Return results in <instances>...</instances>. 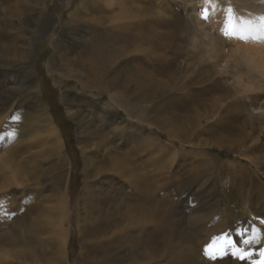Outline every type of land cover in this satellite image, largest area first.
Wrapping results in <instances>:
<instances>
[{
    "label": "rangeland",
    "instance_id": "obj_1",
    "mask_svg": "<svg viewBox=\"0 0 264 264\" xmlns=\"http://www.w3.org/2000/svg\"><path fill=\"white\" fill-rule=\"evenodd\" d=\"M40 1L48 9L37 24H46L52 20L56 21V27L61 25L59 20L62 23L67 21V16L81 0ZM127 1L123 5L118 4L114 13L120 12L123 15L125 11H136L144 4V8L147 6L143 0ZM146 1L156 5L158 12L164 10L167 18L178 16L176 19L181 28L176 35L185 40L183 53L188 60L185 63L179 59L178 69L175 64L170 75L163 74L165 72L155 74L151 70L155 69V65L149 68L139 61H136L138 64L135 61V64L129 63L128 69L130 72L135 70L132 73L141 77L140 82L152 81L155 88H151L152 92L149 94V89L146 92L148 86L144 89L132 76L125 77V85H111L110 92L125 103L123 106L128 111L111 103L108 96L100 93L102 90H97V93L96 90L91 91L92 93L82 91L81 85L75 82L85 81L82 74L69 83L63 81L64 74L73 67L74 59L94 49L92 38L107 35L110 29L93 30L86 23L79 24L78 31L71 32L61 31L62 27H57L56 34L61 33L69 46L66 51L62 49L61 55L56 57L57 68L53 69L50 67L53 51L46 45L48 37L39 38L32 43V54L27 56L31 59L25 57L28 61L23 69V73L30 75L33 71L34 85L39 87V91L32 92L31 95L27 92L29 84L23 82L20 75L23 65L0 64V264H86L85 239L89 237L90 228L97 217L103 216L106 219L104 211L117 221L111 232L107 230L105 239H112L116 235L118 240L125 237L123 239L126 242L130 241L128 243L134 245V254L132 251L124 252L119 249L120 258L134 255L138 264H152L146 235L152 229H142L136 221L138 215L145 213L140 212L139 207L140 204L143 206V194L146 191L142 190L137 195L135 192L144 188L146 183L150 188L147 194H151L153 209L161 207L166 210L172 241L165 255L166 261L169 260L168 264L170 261L174 264H208L209 261L213 264H264V255H261L264 252V79L258 81L259 74L245 65L242 66L243 71L235 73L237 66L233 61L232 64L229 62L231 68H226L228 54L235 51L236 47L229 41L231 37L224 35L226 25L231 22L238 29L236 36H241L242 19L250 16L249 11L259 10L250 7V0ZM2 2L0 0V4ZM29 2L26 0L23 3L27 5ZM83 10L84 8L81 9L80 16L85 18ZM205 14L207 19L204 18ZM102 16L104 19L101 22L105 25L110 16ZM2 26H7V21ZM25 31L29 32L27 26ZM221 39L224 45L218 46L217 51L213 50L212 42ZM19 44L26 49L25 41H20ZM213 51L217 55L214 58L210 54ZM61 56L73 63H65L61 69ZM2 61L0 58V62ZM216 61L217 65L213 66L212 62ZM247 70L248 74H258L254 81H250V85H255L258 81L257 90L262 95L260 99H249L243 109H234L236 114L244 116L246 120L249 118L246 132H236L228 126L232 124L229 119L223 116L221 118L220 112L228 103L235 102L228 98L226 91L231 95L237 91L238 97L257 94L248 91L247 84H241L237 80L238 76L244 77ZM168 71L167 68L166 72ZM206 86L210 87L204 93L200 92ZM36 94L44 103L46 114L51 117L59 135L63 156L67 158L64 160L66 166L61 167V159L50 149L49 132L40 129L35 122L39 116L28 98H35ZM223 97L227 99L223 100ZM200 100L204 103L201 109H207L206 111H198L201 107L198 103ZM164 103L170 106L168 114L171 116L165 115L163 119L157 120L154 112ZM197 104L200 106L196 110L194 106ZM91 105L99 106L97 111L100 108L106 110L111 115L110 120L104 119L100 124ZM189 107L190 110L187 109ZM127 112L132 118L127 117ZM138 115H150L154 121L161 123L164 128H158L159 124L158 127L150 124L146 126V132L149 136L158 138L162 145L151 146L147 148L148 152L136 150L134 164L129 167L134 168L130 173L124 172L123 177L119 175L120 171H114L116 158H124L123 155L132 150V137L137 136L134 131L140 126L136 118ZM78 116H84L80 119V129L77 124ZM238 119L233 121L236 126L243 124V117ZM118 123L132 128L131 138H127V135L122 139L113 136L117 132L114 127ZM79 130L89 134L79 135ZM132 133L135 135L132 136ZM176 134L182 143L174 140ZM106 140L114 143L111 144L116 147L113 148L114 152L108 148ZM96 143L105 146L94 151L92 148ZM164 144L175 150L161 155L164 153L162 149H168L162 148ZM174 144L176 145L173 146ZM181 144L184 145L183 148ZM87 146L90 148L87 149ZM207 153H210L209 156H204ZM9 157L13 163L8 161ZM200 160L201 163L206 162L204 168L197 166ZM17 165H21L23 170H18ZM62 192L65 193L63 201L59 195ZM131 195L137 198L128 202L127 198ZM122 202L125 207L121 213L126 212V216L121 213L113 215V208L110 207ZM129 205L135 207L131 212ZM153 217L151 221L156 220L158 223L155 214ZM220 237H224V240H220ZM227 240L233 243L228 245L225 243ZM210 245L214 247L210 249ZM221 247L224 255L216 254L215 259L206 251L215 252ZM57 248H61L60 251ZM63 252L62 259L60 255ZM241 256L244 258L241 259Z\"/></svg>",
    "mask_w": 264,
    "mask_h": 264
},
{
    "label": "bare ground",
    "instance_id": "obj_2",
    "mask_svg": "<svg viewBox=\"0 0 264 264\" xmlns=\"http://www.w3.org/2000/svg\"><path fill=\"white\" fill-rule=\"evenodd\" d=\"M25 1H22V0H3V2L0 4V58L3 59V61L0 62V64L2 63L5 66H8L9 64H22L23 65L21 67L20 75L23 78V82L26 81L29 84V86H28L29 88L27 89V92L30 95L32 94V92L39 91V87L34 85L35 81L33 78V71H32V75L27 74L26 72L23 73V69L25 68L24 65L28 61V60L27 61L25 60V57L27 59H31L30 57H27L28 55L32 54L33 49H31V47H33V46H31V44L36 42L37 40H39V38L47 36L48 40H47L46 45L48 48L51 47L52 51H53L52 57L50 59V67L52 69L57 68L56 67V61H55L56 57L61 55L62 49H64L66 51L67 46H69L68 42L66 41V39H64L62 37L61 33L56 34L55 31L57 30V27H62L63 30H61V31H64V32L70 31L71 32L73 30L78 31V25L86 23L87 27H89L90 29H93V30H98L100 28H102L104 30L110 29L109 34L103 35V36H95L92 38V41H93L92 46L94 45V49H92V51H90V52L88 51V52L84 53L82 57H80L78 59H74V65L72 68H69L67 70V72L64 74L63 81H66L69 83L73 79L75 80V78H77V76H81V74H82L86 78L85 81H75L79 85H81L82 91H87L89 93H92L91 91L96 90V93H97L98 91L100 92V90H102V92H100V93L102 95L108 96L111 103L114 102L116 104V106H118L121 110L123 109V110L128 111V109L123 106L125 103L123 104V102L119 101V99L117 97H115V95H113L110 92L111 90H109V88L113 84L116 86L127 84V79L125 78L127 76H132L138 82H140L141 77H139L136 73H132L135 70L130 72V70L128 69L127 66L129 65V63H132V62L134 63V61L135 62L139 61L140 63L141 62L144 63L149 68H153L152 66L155 65L156 66L155 69L153 68L151 70H153L154 73L157 75H161L163 72H165V73H163L165 75L166 74L170 75L171 70L172 69L174 70L173 67L175 64L178 63L177 61L179 59L184 60L185 63H187L188 57H186L183 53L185 40L181 39V36L176 35V32L181 28L177 23L178 19H176V18L178 16L172 14L173 17L170 16V18H167V15H165L164 10H161L160 12H158L157 6L152 5L151 1L143 0V2L145 1L147 4V6L145 8H144V5H145L144 4L142 7H139L140 9H138L136 11H125L122 15V14H120V12L119 13H114V12H115V9H116L118 4L123 5L126 2H128L127 0H120L121 1L120 3H116L117 0H81L78 5L74 6L72 12H70V14L67 16V21L65 23H62V21L59 20L58 23L59 24L61 23V25L60 26L56 25V27H54V25H55L54 23H56V21H52V20H50L46 24H44V23L43 24H37V21L44 16L46 10L48 9V7H46V5L44 3H42L40 0H29L30 2L27 5H25L26 3L25 4L23 3ZM129 1H131V0H129ZM240 1H243V0H240ZM153 4H154V2H153ZM249 5H250V7H253L259 11H257V12L249 11L250 16L248 18L245 17V19H242V21H241L240 31H241L242 35L241 36L234 35L231 37V40H229V41H231L232 45H234L236 47L235 48L236 50L231 51L228 54V64H227L226 68L227 69L231 68V65L229 66V62H230V64L235 62L236 66H237L235 73L238 72V74H239V72L243 71V68H244V67H242L243 65L249 66L251 68L250 70H253L254 72H257L259 74L258 81H260V80L264 79V0H250ZM83 8H84V10H83L84 14L86 16L85 18H82L80 16L81 15V9H83ZM35 11H37V12H35ZM34 12L36 14L33 16ZM177 12H178V10H177ZM102 15H105V17H106V15L110 16L107 18V23L105 25H102V22H101V20L104 19V16H102ZM89 17H91V18H89ZM6 21H7V26H2V24H4V22L6 23ZM11 23H13V24H11ZM26 26L29 28V32L25 31ZM171 31H174V32H171ZM49 32H51V34H49ZM102 33H104V32H102ZM106 33H104V34H106ZM65 37H68V36H65ZM234 37H236V38H234ZM20 41H23V42L25 41V43L27 45V46H25L26 49H24V47H22L19 44ZM94 41H95V43H94ZM64 42H66L67 45ZM223 42L224 41L222 39L219 41H215L214 43L212 42V49L217 51L218 46L224 45V44H222ZM25 52H26V54H25ZM212 53H214V51L210 53L211 55H213L212 58L217 56L215 53L214 54H212ZM7 54H9V55H7ZM63 54H65V53L63 52ZM130 54H131V56H130ZM129 59H131V60H129ZM59 60H60L61 69L65 66V63H68V64L73 63L72 61H70L65 56H61L59 58ZM123 64H125L126 66L122 67ZM144 64H143V67H144ZM212 65L216 66L217 61L212 62ZM178 67L179 66L177 64L176 68L178 69ZM167 68L169 70L168 72H166ZM147 70H149V69L147 68ZM248 72L249 71L247 70L244 77L242 75L241 76L237 75L239 78L237 80H238V82H241V84H245V85L247 84L246 87L248 88V91H250L252 93H257V94H251V95H248L245 97H238L237 91L234 92V95H231V94H229L230 93L229 91H226L228 98H231L235 102L232 104L228 103L227 106L224 108V110L220 112L221 118L223 116V117L229 119V122H231L233 125L228 124V126H231L233 128L232 130L233 131L235 130L236 132H246L247 122H248L249 118L246 120L244 118V116L236 114L234 112V109H236V108L243 109L244 106L246 104H248L249 99H252V98H259L260 99V95H262L261 93H258V90H257L258 81L255 82L256 83L255 85H254V83L250 85V83H251L250 81H254V79L257 77L256 76L257 73L255 75H253V74L251 75V73L248 74ZM147 73L148 72L146 71L145 74H147ZM221 75L222 74H220V76ZM158 81H159V79H158ZM218 81L220 82V80H218ZM140 83H141V86L144 87V89H145V87L148 86L146 88V92L149 89V91H148L149 94L152 92L151 88H155V84L152 83V81H149L147 83H144V82H140ZM222 83H224V80H222ZM156 84H159V83H156ZM210 86H206L205 88L203 87L204 89L201 88L200 92L204 93L206 91V89ZM23 87L26 90V87L25 86H23ZM236 90H239V89L236 88ZM210 92H212V91H210ZM241 93H243V92H241ZM244 95H246V94H244ZM167 98H169V97H167ZM225 98L223 97V100L227 99V98L226 99ZM28 99L30 100V104L32 105V107L35 108L36 112L38 113L39 117L37 119H35V122L38 124V127L40 129L44 130L45 132H49V135H51L49 137L50 138L49 147H51L50 149L55 151V154L59 156V160L61 159V167L66 166V162L64 160L65 159L67 160V158L65 156H63V153H62L63 148L61 145L62 143L58 137L59 136L58 133L56 132V130L53 126V123L51 121V117L48 114H46L47 110H46L44 103L41 101L40 96H37V94H36L35 98L32 97V98H28ZM216 102H218V101L216 100ZM216 102H214V103H216ZM198 103L201 105V107L198 108L199 109L198 111H200V110L206 111L207 110V109L206 110L201 109L202 107H204V103L202 100L198 101ZM199 104L194 106L195 109L197 106L198 107L200 106ZM250 105H251V103H250ZM91 106L94 108L95 114H97L96 117L98 118V121L100 122V124L104 121V119L106 121L110 120L111 115H109L106 110L100 108V110L97 111V108H99V106H97V105H91ZM178 106L180 107V105H178ZM190 108L191 107H189L187 109L190 110ZM169 110H170V106H167L166 103L158 106L155 110L156 112H154L157 115L156 119L157 120L163 119V117L165 115L171 116V114H168ZM83 112H84V110H83ZM127 113H128L127 117H131V116H129V112H127ZM85 114H86V112H85ZM147 114H148V112H147ZM82 115H84V113ZM243 115H245V114H243ZM83 117L84 116H78V121L76 119V121L78 122L77 123L78 129L81 128L80 119L82 120ZM180 117L181 116H178V118H180ZM239 117H243V124L236 126L235 123H233V121L239 120L238 119ZM136 118H137V122L140 123V126L139 127L136 126V127H138L137 131H134L135 133L137 132L136 133L137 136L132 137L133 138L132 143H131L132 144L131 145L132 150H130V152H126L127 154L123 155L124 158H118V156L116 158V165H115L116 168L114 169V171L116 173H119V171H120L119 175H121L123 177H124V175H123L124 172L128 171L130 173V171H132V169L134 168V167H131V168H129V167H130V165H132V163L134 164L133 157H134V154L136 153V150H142V151L146 150L147 151V148L149 149V147H151V146L155 147L156 145H159V146L162 145L161 141L158 140V138L155 139L152 135L149 136L148 133L146 132V126H148L150 124H154L155 126H157L159 124V127L158 126L157 127L162 128L163 126H161V123L154 121L150 115L149 116H139L138 115ZM184 129H185V127H184ZM114 130H117V132H115V134H113V136L118 138V139H122V137L126 136V135H127L126 136L127 138H131L132 128L127 127V125L122 126L121 124L118 123L117 126L114 127ZM160 133H162V132H160ZM87 134H89V132H82V130H79V135L85 136ZM133 135H135V134L132 133V136ZM111 136H112V134H111ZM174 137H175L174 140L178 141L179 143H182L178 137V134H176V136L174 135ZM90 138H91V136H90ZM95 139H97V138H95ZM102 142L105 143L104 141H102ZM106 142H107V140H106ZM111 144H114V143L113 142L112 143L107 142L108 148L111 150L113 148L115 149L116 147H113V145H111ZM176 144H178V143H176ZM176 144H174L173 146H175ZM183 144H185V143H183ZM104 146H102L99 143H96L95 147L92 149L94 150V149H98V148H102V147L104 148ZM193 146L199 147L200 145H193ZM166 147L168 149H162V151L164 153H161V155H165V153H167V151H169V150L170 151L175 150L174 147H168L165 144H164V147H162V148H166ZM183 147H184V145H182V148ZM89 148L90 147L87 146V149H89ZM114 149H113V152H114ZM180 152L184 153L181 150H180ZM188 153H190V151ZM209 154L208 153L204 154V156H209ZM197 156L201 157L202 155L197 154ZM172 159H174V158H172ZM202 159L204 161L206 160V158H203V157H202ZM8 161H11L13 163V160L11 157L8 158ZM201 161L202 160L198 161L197 166L204 168V163L206 164V162L203 161L204 163H201ZM212 165H213V162H212ZM232 165L233 164H231L230 166H232ZM206 166L207 165H205V167ZM214 166H215V164H214ZM17 168H18V170H23V167H21V165H17ZM60 171L62 172V168ZM64 185H65V182H64ZM144 185H145L144 188H141V190H137L135 192L136 193L135 195H137L138 193H141L142 190H143V192L146 191L144 194L142 193L144 196L143 206H142V204H140V207H139L140 212L144 211L145 213L138 215L136 217V221H137V224H139L142 229H144L146 227L149 229H152L150 232H146V235L148 236L147 245L149 247L148 248L149 249L148 255L150 256L151 261L153 263L155 262V264H168L167 261H169V260L166 261L165 255L167 254V251L169 250V245L171 244L172 241H171V236L169 235L168 218H167L166 213H165L166 210L162 209L161 207H158L157 210L153 209L151 194H149L150 192L147 194V190L150 191V188L148 187L147 183ZM150 187L152 188V186H150ZM64 192L59 194L61 196V199H62L61 201L64 200L63 199L64 195H65ZM66 195H67V193H66ZM132 195L129 198H127L128 202L132 201L134 198L135 199L137 198V197H132ZM106 197H107V195H105V198ZM168 198H170V197H168ZM67 205H68V203H67ZM108 205H109V203H108ZM124 207H125V204H124V202H122L121 204H118L114 207L111 206L110 208L111 209L113 208L111 210L113 215H118V213L120 214L123 211ZM129 209H130L129 212H131L133 209H135V207L129 205ZM66 210H67V208H66ZM114 211L117 213H115ZM104 212H106V219L103 216L97 217V220H95L96 222L93 224V227L91 226L92 228H90L91 231H90L89 237L87 239H85L86 240L85 246L87 249V262H85V263L86 264H138L134 255H130V256L127 255V256H123L122 258H120L121 254L120 255L118 254L119 249L124 250V252H125V250L132 251V253L134 254V245L128 243L130 241L126 242V240H124L125 237H123L124 239L119 238V240H118V237L115 235L112 239H107V240L105 239L106 234L108 233L107 230H109V232H111L113 230V228H115L114 225L117 224V221L111 219L112 216H110L107 211H104ZM122 214L126 216L127 213L123 212V213H121V215ZM153 214L156 215L157 222L159 221L158 223H156V220H153V222H155L156 224H154L151 221L152 218H154ZM119 222H122V221H119ZM106 227H108V228H106ZM138 232H140V231H138ZM143 235H145L144 232H143ZM144 237L146 238V236H143V238ZM60 249H58V250L60 251ZM135 251H136L135 253H137V250H135ZM179 254H181V253H179ZM60 256L63 259L64 252H63V255L61 254ZM169 256H171V255H169ZM139 257H140V255H139ZM171 259H173V258H171ZM60 261H61V259H60ZM170 263H173V261H170L169 264ZM198 264H201V263H198ZM208 264H213V262L209 261Z\"/></svg>",
    "mask_w": 264,
    "mask_h": 264
},
{
    "label": "snow or ice",
    "instance_id": "obj_3",
    "mask_svg": "<svg viewBox=\"0 0 264 264\" xmlns=\"http://www.w3.org/2000/svg\"><path fill=\"white\" fill-rule=\"evenodd\" d=\"M204 18L207 19V15L206 14H205ZM237 34H238V29L234 25H232L231 22H229V24L226 25V27L224 29V35L226 37H232V36L237 35ZM219 239L220 240H224V237H220ZM225 243L228 244V245H231L233 243V241L227 240ZM214 245H215V241H214ZM214 245H210L209 248L210 249L213 248ZM206 251L208 252V255H210L213 259L216 258V254H219L220 256L224 255V251H223L222 247L216 249L215 252L208 251V250H206ZM261 255H264V252H262ZM240 258L243 259L244 257L241 256Z\"/></svg>",
    "mask_w": 264,
    "mask_h": 264
}]
</instances>
